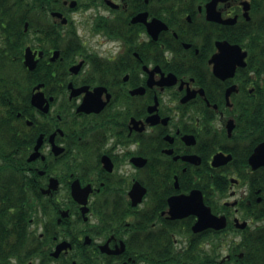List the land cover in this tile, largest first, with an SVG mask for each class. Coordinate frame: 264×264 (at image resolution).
I'll return each instance as SVG.
<instances>
[{
  "label": "flooded vegetation",
  "instance_id": "af4514ba",
  "mask_svg": "<svg viewBox=\"0 0 264 264\" xmlns=\"http://www.w3.org/2000/svg\"><path fill=\"white\" fill-rule=\"evenodd\" d=\"M44 2L21 75L0 87V103L33 140L26 168L41 195L30 264L43 251L49 264H150L153 249L185 251L191 214L173 218L170 199L195 189L228 221V231L207 230L241 243L249 229L264 249V164L250 162L264 141V0ZM9 25L18 23L0 22V52L15 59ZM7 72H17L12 63ZM218 153L232 159L215 166ZM75 181L88 189L86 205L72 195ZM7 258L0 264H22Z\"/></svg>",
  "mask_w": 264,
  "mask_h": 264
},
{
  "label": "trees",
  "instance_id": "16d2710c",
  "mask_svg": "<svg viewBox=\"0 0 264 264\" xmlns=\"http://www.w3.org/2000/svg\"><path fill=\"white\" fill-rule=\"evenodd\" d=\"M42 8H45L44 0H0V22L18 23V26L2 27L7 32L5 37L9 45L14 46L11 55L15 59L1 53L4 50L0 52L1 89L21 75L23 47L28 34L24 32V23L28 21L30 26L33 14ZM14 30L17 34L13 33ZM10 63L17 71L14 75L7 72ZM5 97V94L1 95L3 103ZM3 103H0V259H8L7 256L13 254L22 264H30L32 251L27 234L28 223L33 217L35 194L41 195L26 168L25 158L33 140L16 116L17 110L8 113ZM215 183L221 191L224 190L223 182L216 180ZM193 222L194 216H191V225ZM220 234L209 230L194 234L191 230V248L178 253L153 249L149 251L150 264H264V249L255 247L249 229L244 231L241 243L231 240L228 250L231 259L222 261ZM241 252L244 256L238 258ZM43 253V260L38 264H49L50 257L45 251ZM87 260L90 258L86 256L79 259L80 264H86Z\"/></svg>",
  "mask_w": 264,
  "mask_h": 264
},
{
  "label": "water",
  "instance_id": "95a60500",
  "mask_svg": "<svg viewBox=\"0 0 264 264\" xmlns=\"http://www.w3.org/2000/svg\"><path fill=\"white\" fill-rule=\"evenodd\" d=\"M61 15V14H59ZM27 27V23H26ZM228 46L239 48L237 45H230V43H227ZM30 47L26 49L25 54V65L32 69L35 65V61L30 54ZM171 76L167 77V79H170ZM38 95L34 96L33 102L41 106L40 99H37ZM40 140L38 144L35 147V152L33 153L31 159L38 155ZM232 159L231 155H224L223 153H218L214 157L213 164L215 166L224 164ZM251 164L256 168L258 166H261L264 164V141L261 142L255 149L254 153L250 157ZM58 184V180L54 179V184H51L53 188H56ZM72 195L73 197L78 201L86 205L87 202V195H88V189L82 188L78 181H75L72 185ZM171 204V213L173 218H182L189 214L195 215L197 217V220L192 226L193 232L198 233L202 232L204 230H207L209 228H213L216 230H221L227 227L228 221L226 216L224 215H216L212 212V209L210 206H208L204 201V195L203 192L200 189H195L191 191V194L189 195H179L176 197H172L170 199ZM88 210L87 206L83 207V212L86 213ZM239 221L238 219H236ZM247 222L239 223L237 222V225L241 228H245L247 226ZM70 247L69 242H62L58 245L56 251L53 253L55 256H58L63 249H67ZM240 257H243V253L240 254ZM73 264H78L76 261L73 262Z\"/></svg>",
  "mask_w": 264,
  "mask_h": 264
},
{
  "label": "rangeland",
  "instance_id": "374dc122",
  "mask_svg": "<svg viewBox=\"0 0 264 264\" xmlns=\"http://www.w3.org/2000/svg\"><path fill=\"white\" fill-rule=\"evenodd\" d=\"M180 238L182 239H186L187 236L186 235H180L179 236ZM219 238L221 239V247H222V256L220 259H223L226 255H228V245L229 243L231 242L232 239L236 238L238 239L239 238V235L237 234H233L232 232H227V233H223L219 236ZM185 241H183L182 243H184ZM223 257V258H222ZM59 260L57 261H53L51 264H58Z\"/></svg>",
  "mask_w": 264,
  "mask_h": 264
}]
</instances>
